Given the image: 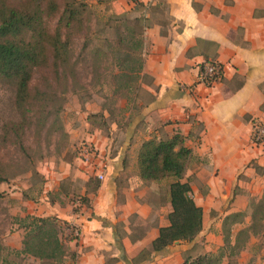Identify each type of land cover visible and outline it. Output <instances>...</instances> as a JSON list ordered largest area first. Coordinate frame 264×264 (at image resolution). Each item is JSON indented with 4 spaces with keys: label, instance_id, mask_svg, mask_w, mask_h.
Returning <instances> with one entry per match:
<instances>
[{
    "label": "crops",
    "instance_id": "1",
    "mask_svg": "<svg viewBox=\"0 0 264 264\" xmlns=\"http://www.w3.org/2000/svg\"><path fill=\"white\" fill-rule=\"evenodd\" d=\"M142 3L150 5V26L131 109L112 125L114 138L99 128L82 141L97 150L105 180L78 158L80 144L72 159L40 163V194L11 209L21 218L54 216L80 229L64 264H184L198 246L205 248L199 255L216 253L225 218L247 210L264 190V140L252 136L264 122V0ZM211 60L222 66L221 79L197 84L200 66ZM68 132L72 141L80 133ZM177 134L193 153L183 182L203 209V231L192 243L153 253L152 243L170 224L175 179H141L138 153L146 141Z\"/></svg>",
    "mask_w": 264,
    "mask_h": 264
},
{
    "label": "trees",
    "instance_id": "2",
    "mask_svg": "<svg viewBox=\"0 0 264 264\" xmlns=\"http://www.w3.org/2000/svg\"><path fill=\"white\" fill-rule=\"evenodd\" d=\"M0 0V82L15 88L14 105L20 116L18 122H6L0 136V186L9 184L16 177L21 161L8 160L3 153L12 140L23 155L28 158L23 147V133L35 120L39 131L43 130L50 115L57 116L64 109L63 100L53 88L49 78L55 79V85L65 84L68 75L74 74L71 66L72 37L83 28L86 5L79 0ZM149 9L136 1L135 12L140 8ZM153 9H156L154 7ZM56 19L53 27L52 21ZM119 27L129 29V34L139 49L138 67H130L129 72L136 74L138 81L144 69V32L150 26V20L145 16L135 18L131 24L128 15L116 18ZM138 38V41H136ZM124 40V39H123ZM85 44L84 49H86ZM100 52V50H99ZM134 55L128 54L122 59L128 63ZM135 60V59H134ZM207 62L216 63L211 60ZM204 64L200 66L203 67ZM37 72L45 73V84L49 90H42L33 84ZM126 80L129 72L122 71ZM77 84V81H75ZM67 94V90L62 92ZM51 106L52 111L48 109ZM21 152V151H19ZM192 150L184 145L179 134L172 139H151L142 144L138 153V168L141 179L153 182L173 177L170 185L171 212L169 226L160 230L159 237L152 243L151 251L160 252L175 242L192 243L203 231V209L192 198V188L189 182H183L187 165L192 157ZM29 164L32 163L29 160ZM32 176L42 177L36 167L30 171ZM0 191V201L3 198ZM75 199V196L71 200ZM252 210L250 225L246 226V212L231 214L223 221L224 245L216 253L197 256L187 255L184 264H222L228 260L232 264L240 251L245 247L249 234H256L264 227V195L260 200H252L249 206ZM243 225L238 233L234 226ZM19 226L25 231L22 248L17 254L33 258L38 264H64L68 257L67 244L78 239L74 234V226L57 217L26 216L20 218ZM247 236V237H246ZM244 241V242H243Z\"/></svg>",
    "mask_w": 264,
    "mask_h": 264
},
{
    "label": "rangeland",
    "instance_id": "3",
    "mask_svg": "<svg viewBox=\"0 0 264 264\" xmlns=\"http://www.w3.org/2000/svg\"><path fill=\"white\" fill-rule=\"evenodd\" d=\"M79 1L85 4L87 9L82 30L75 32L72 37L70 68L74 74L68 75V80L61 85H55V79L49 78L53 86L50 91L57 92V95L64 99L62 104L64 109L58 116L55 113L50 115L41 131L35 124L38 115L32 117L33 124L23 133V147L26 149L24 151L27 159L23 155V149L20 150L12 138L3 152L8 160L21 158V164L15 179L9 183H13V186L8 189L7 184L0 186V191L4 195L0 201V264H38L33 258L17 254L22 248L25 231L19 226L20 214L16 216L11 214V209L20 207L21 198L33 200L40 194L42 181L40 177L32 176L30 173L32 168L37 169L40 163L50 158L59 159L63 155L67 160L74 158L75 148L83 143L88 133H93L99 128L102 129L104 137L114 138L115 135L111 134L112 125L123 121L125 114L131 109L134 91L138 86V81H134L136 74L133 71L129 72V68L138 67L137 58L140 57V52L134 39L130 37L129 29L119 27L116 18L123 14L128 15L131 19L130 25H134L136 17H145L150 11L141 7L140 11L135 12L136 1L140 0ZM57 2L62 3L61 0ZM51 24L54 27L56 19ZM135 39L138 41V38ZM128 54L134 55L135 60L125 64L122 59ZM122 71L129 72L126 80L131 82L128 84ZM45 75L43 72L35 73L33 84L42 90H49V86L44 82ZM65 90L67 94L62 95ZM14 100L15 88L0 82V136L6 122L20 121ZM48 109L52 111L51 106ZM86 122L90 123L89 126L85 125ZM68 130H79L80 133L72 141ZM29 160L34 163L32 166ZM263 195L264 190L260 195L250 199L249 206L252 200H260ZM11 197H15L14 200ZM80 197L78 195L79 202ZM249 206L245 210L246 226L251 223L252 210ZM242 227L243 225L234 226V233L237 234ZM219 236L223 246V226L222 234ZM244 246L232 259V264H264V227L256 234H249ZM204 251V247L198 246L188 255L197 256ZM227 263L228 260H225L222 264Z\"/></svg>",
    "mask_w": 264,
    "mask_h": 264
},
{
    "label": "built area",
    "instance_id": "4",
    "mask_svg": "<svg viewBox=\"0 0 264 264\" xmlns=\"http://www.w3.org/2000/svg\"><path fill=\"white\" fill-rule=\"evenodd\" d=\"M143 1V0H142ZM140 0V2H142ZM223 74V68L219 63L206 62L200 68L197 84L204 86H211L213 83L219 81ZM253 141L260 143L264 140V122L258 124L253 131ZM78 158L87 166L92 167L95 177L99 181L105 180L106 166L97 163L98 153L93 144L90 142H83L78 148ZM74 234L76 237L80 236V229L74 226Z\"/></svg>",
    "mask_w": 264,
    "mask_h": 264
}]
</instances>
